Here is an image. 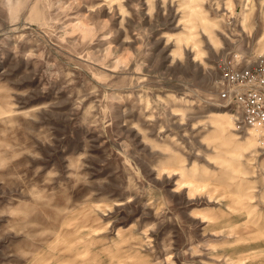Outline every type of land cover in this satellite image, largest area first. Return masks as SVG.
I'll return each mask as SVG.
<instances>
[{"label":"rangeland","instance_id":"1","mask_svg":"<svg viewBox=\"0 0 264 264\" xmlns=\"http://www.w3.org/2000/svg\"><path fill=\"white\" fill-rule=\"evenodd\" d=\"M263 54L264 0H0V264H264Z\"/></svg>","mask_w":264,"mask_h":264},{"label":"built area","instance_id":"2","mask_svg":"<svg viewBox=\"0 0 264 264\" xmlns=\"http://www.w3.org/2000/svg\"><path fill=\"white\" fill-rule=\"evenodd\" d=\"M218 91L234 111V120L241 127L264 126V54L251 63L223 72ZM222 80V81H223Z\"/></svg>","mask_w":264,"mask_h":264}]
</instances>
